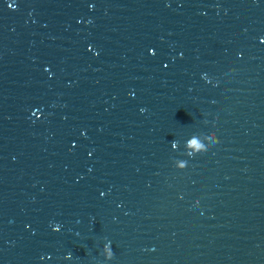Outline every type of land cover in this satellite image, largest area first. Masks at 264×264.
<instances>
[{"label": "water", "instance_id": "obj_1", "mask_svg": "<svg viewBox=\"0 0 264 264\" xmlns=\"http://www.w3.org/2000/svg\"><path fill=\"white\" fill-rule=\"evenodd\" d=\"M0 264H264V0H0Z\"/></svg>", "mask_w": 264, "mask_h": 264}]
</instances>
